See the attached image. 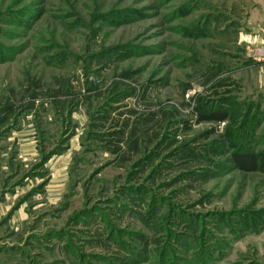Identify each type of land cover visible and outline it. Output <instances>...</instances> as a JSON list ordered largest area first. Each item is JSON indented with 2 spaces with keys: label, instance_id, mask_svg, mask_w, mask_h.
I'll list each match as a JSON object with an SVG mask.
<instances>
[{
  "label": "rangeland",
  "instance_id": "374dc122",
  "mask_svg": "<svg viewBox=\"0 0 264 264\" xmlns=\"http://www.w3.org/2000/svg\"><path fill=\"white\" fill-rule=\"evenodd\" d=\"M256 1L0 0L1 264H264V173L224 136L254 118L264 152ZM222 81L236 116L199 123ZM148 119L129 164L95 141Z\"/></svg>",
  "mask_w": 264,
  "mask_h": 264
},
{
  "label": "trees",
  "instance_id": "16d2710c",
  "mask_svg": "<svg viewBox=\"0 0 264 264\" xmlns=\"http://www.w3.org/2000/svg\"><path fill=\"white\" fill-rule=\"evenodd\" d=\"M232 87L233 85H227L224 81H222L217 86H213L211 88L212 90L210 91L211 94L209 97L210 100L201 99L196 102L195 108H193V113L199 123H222L233 120V116H236V109L232 110L231 107L237 101L234 97H229L232 92ZM219 91H222V93L220 94ZM127 114L131 117L135 116L133 111H130ZM123 115L125 114L119 113L118 117L121 118ZM253 119L254 118H252L249 122L244 121V129L242 127L243 133L241 135L236 133L238 130L234 129L235 127L230 126L229 129V126H227L224 136H227L228 138L227 143L229 142V145L227 144V146L231 151L229 155V162L232 163L233 167L245 172L262 174L264 173V152L261 151L259 153H255L252 150V144L254 142L252 139H254V136L251 135V131L254 129V125L258 123ZM101 121L104 125H107L110 121V114L103 116ZM151 123V119L145 120L143 124L146 128L142 132L141 137H136L135 134L132 133L128 142L123 139V133L119 132L111 134L106 139L101 137L96 138L95 141L101 145H105V149L109 155L116 159L118 158L121 163L129 164L131 163L133 157L140 153L139 150L142 143L153 144L159 138L156 129L151 138L148 136L152 131L151 126L148 127ZM127 126V123L124 124V128H127ZM148 128L150 131H148ZM211 134H205L204 139L208 140ZM175 144L176 142L172 139L166 144L165 149H171ZM210 152L211 155L214 156H220L222 153H219L216 150H210L209 153ZM192 154L193 153H191V151H187L186 153L187 156H191ZM193 160L197 161V159ZM152 162L153 161H151V163ZM143 244L146 245V240H143Z\"/></svg>",
  "mask_w": 264,
  "mask_h": 264
},
{
  "label": "crops",
  "instance_id": "0c3cea01",
  "mask_svg": "<svg viewBox=\"0 0 264 264\" xmlns=\"http://www.w3.org/2000/svg\"><path fill=\"white\" fill-rule=\"evenodd\" d=\"M255 10L258 12V19H257V25L255 28H252L253 31H251L252 37H249L250 42L254 44L260 45L262 47V50H264V0H257L255 2ZM255 62L254 64H256ZM261 63V62H258ZM258 63L256 65H258ZM254 65V67L256 66ZM258 68L260 69V84L261 86H264V63L259 64ZM3 230H0V234ZM0 237H2L0 235ZM3 245V244H2ZM1 246V244H0ZM0 259L3 256L2 251L0 252ZM4 258H9V256H4ZM1 264V262H0Z\"/></svg>",
  "mask_w": 264,
  "mask_h": 264
},
{
  "label": "built area",
  "instance_id": "2783aa9c",
  "mask_svg": "<svg viewBox=\"0 0 264 264\" xmlns=\"http://www.w3.org/2000/svg\"><path fill=\"white\" fill-rule=\"evenodd\" d=\"M256 59H254L255 62H262L264 63V50H260L256 55Z\"/></svg>",
  "mask_w": 264,
  "mask_h": 264
}]
</instances>
